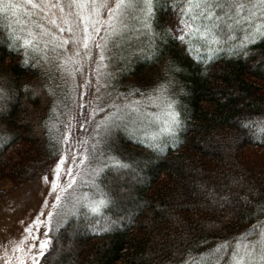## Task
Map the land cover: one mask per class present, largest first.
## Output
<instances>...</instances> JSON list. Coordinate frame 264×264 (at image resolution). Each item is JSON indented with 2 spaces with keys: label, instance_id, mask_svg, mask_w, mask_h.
I'll use <instances>...</instances> for the list:
<instances>
[{
  "label": "trees",
  "instance_id": "trees-1",
  "mask_svg": "<svg viewBox=\"0 0 264 264\" xmlns=\"http://www.w3.org/2000/svg\"><path fill=\"white\" fill-rule=\"evenodd\" d=\"M64 1L33 0L75 12ZM15 2L23 6L16 34L26 37L30 28L36 50L25 52L22 40L10 43L9 20L0 14V88L7 93L0 99V182L20 187L59 157L68 129L64 116L91 123L90 163L109 166L77 194L70 213L63 212L37 264H227L231 249L214 251L219 245H235L245 235L249 244L261 239L260 0H206L191 11L187 0H153L150 28L143 0H132L113 21L115 32L102 8L103 27L88 49L48 23L63 15L58 7ZM96 2L114 8L116 0ZM61 40L69 43L57 47ZM242 45L253 54L239 55ZM168 59L181 69L168 92L179 119L171 132L153 125L150 115L164 106L149 98L165 79L161 67ZM116 161L128 167L111 168ZM101 189L115 196L95 215L83 205L86 198L98 200ZM8 195L0 190V203Z\"/></svg>",
  "mask_w": 264,
  "mask_h": 264
},
{
  "label": "rangeland",
  "instance_id": "rangeland-1",
  "mask_svg": "<svg viewBox=\"0 0 264 264\" xmlns=\"http://www.w3.org/2000/svg\"><path fill=\"white\" fill-rule=\"evenodd\" d=\"M70 2L71 0L64 1L66 4ZM73 10L76 11L74 7ZM158 111L153 117L150 115V120L159 130H166L170 117L166 115L164 107ZM61 120L63 121V118ZM64 120L68 129L64 132L61 153L56 160L20 187L13 188L8 181L0 182V190H6L9 194L7 200L0 203V264H6L7 261L19 264L17 258L21 256L26 264H33L32 257L35 256L37 264L41 258L40 242L44 239L50 240L52 229L62 220L64 213H70L72 207L70 205L77 199L75 198L77 194L81 196L82 191L87 189L86 186L95 174L94 170L98 168L96 164L90 163L94 133L89 135L86 130L91 123L83 125L72 121L70 116H64ZM61 159L64 161L62 165ZM58 166L60 172L57 180ZM72 180L75 183L71 188H67ZM53 183L58 185L55 191ZM57 196L60 197L59 201L56 199ZM29 228L31 234L26 231ZM21 241L26 242L21 244ZM17 246L22 247L23 251H16Z\"/></svg>",
  "mask_w": 264,
  "mask_h": 264
},
{
  "label": "snow or ice",
  "instance_id": "snow-or-ice-1",
  "mask_svg": "<svg viewBox=\"0 0 264 264\" xmlns=\"http://www.w3.org/2000/svg\"><path fill=\"white\" fill-rule=\"evenodd\" d=\"M26 5H30L31 8H40L44 10L45 7H58L59 11L63 13L57 18H48V23L54 26L59 32H67L73 38L71 41L72 43L76 44H83L85 49H88L89 44L94 42L93 36L99 34L101 28L103 27L102 22L100 20L102 8H108V20L104 23H107L108 29H111L115 32L116 27L113 23L114 20H117L119 16L123 15L124 11L127 8L133 6L132 0H116L115 7L112 8L106 3H97L96 0H71L68 4V8L72 9L73 7L76 9L75 12L68 11L65 12V8L59 4L56 5H44V4H36L33 0H24ZM189 4L188 11H191L192 8L199 7L201 3H205L206 0H187ZM261 4H264V0H260ZM144 10L146 12V19L144 20L145 27H149L148 19L151 18L152 15V7H153V0H143ZM239 7H243V5H239ZM23 11V6L16 3L15 0H0V14H5L7 19L9 20L8 30H9V40L10 43L12 41H21L22 44L19 47L25 49V52L29 48H32L33 51L36 50L35 48V40L36 34L28 28L27 29V36L21 37L16 34V28L13 27L14 24H21L20 21V14ZM25 15H31L30 13L25 12ZM239 14V13H238ZM15 18V19H13ZM47 18V17H46ZM182 23L187 26L186 21H182ZM36 27L41 29V34L43 35H52V33L46 30L43 26L36 24ZM25 27H21L20 31H24ZM183 32V30H181ZM198 31V30H197ZM82 33V35H81ZM55 38V37H54ZM181 42L185 41V35L181 34L179 36ZM69 43V40H61V42L56 45L57 47L63 48L66 44ZM97 48H101L100 52V59H104V51L103 47L100 44L95 45ZM239 55H243L247 58L249 55H252V51L247 49L246 45L241 46V52L238 53ZM79 55V52H77ZM156 63H159V57L157 56L155 59ZM161 71L164 74V81H158L156 87L153 88V92L156 93L155 96H150L149 98L158 101L163 104L165 108L166 115L170 117V120L167 122L166 130L171 132L173 127L179 124L178 114L175 111L174 103L168 96L169 89L174 82L173 73L181 71L179 66L176 64L175 61L168 59V61L162 65ZM7 93L4 89L0 88V99H6ZM243 127H249L248 124H242ZM64 163L63 159H61L60 164ZM105 167H109L107 165H101L100 167L96 168L94 171L97 176H99L105 169ZM113 169L119 170L122 168H127L128 165L120 163L116 161L113 165L110 166ZM59 172L60 167L56 168V178L59 179ZM69 175L71 173L69 172ZM47 182V178H45ZM75 183L74 180L70 181L67 185V188H71L72 185ZM58 187L56 183H53V191ZM67 188L65 190H67ZM115 193L107 192L101 189L100 191V198L91 199L86 198L88 202L83 206L90 210L92 214L100 215L101 209L106 208L109 204H111L114 200ZM56 199L59 201L60 197L57 196ZM245 199H247L245 197ZM51 216V214H49ZM101 230L108 231V227L104 226ZM26 231L31 234V228L27 229ZM47 236V233H45ZM38 239V237H34ZM247 236L241 237L235 243V245H231L227 242L222 243L219 245L214 251L216 252H223L228 249H231L229 255L230 259L227 264H264V233L261 234V239L256 243H246ZM26 241H21V244L25 243ZM51 243L50 240L44 239L40 242V252L39 255L42 257L44 255V251L48 248L49 244ZM16 251H23V248L17 246ZM19 264H26L25 259L23 256L17 258ZM219 259V257H217ZM33 264H36V257H32ZM6 264H11L10 261H7ZM185 264H188L185 261Z\"/></svg>",
  "mask_w": 264,
  "mask_h": 264
}]
</instances>
